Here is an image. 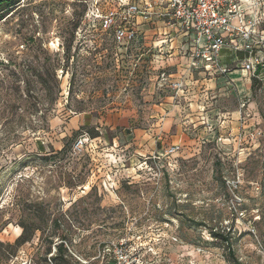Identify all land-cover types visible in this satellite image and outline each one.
<instances>
[{"label":"rangeland","instance_id":"1","mask_svg":"<svg viewBox=\"0 0 264 264\" xmlns=\"http://www.w3.org/2000/svg\"><path fill=\"white\" fill-rule=\"evenodd\" d=\"M19 1L0 20V264H114L118 246L264 264V72L206 70L156 17L120 46L97 18L154 0Z\"/></svg>","mask_w":264,"mask_h":264},{"label":"built area","instance_id":"2","mask_svg":"<svg viewBox=\"0 0 264 264\" xmlns=\"http://www.w3.org/2000/svg\"><path fill=\"white\" fill-rule=\"evenodd\" d=\"M243 1L154 0L146 2L144 10L137 3H131L121 17L118 13H109L97 18L102 19L104 30L113 31L114 42L121 46L131 43L137 36L130 26L135 17H156L168 29L181 34L183 44H188L186 54L190 51L194 62L203 64L206 70L224 76L239 69L259 78L264 72V17L258 9L259 1H251L253 12H248ZM224 51L235 55L243 52L245 57H233L232 66H229L223 63ZM87 140L82 135L76 142V149H83ZM122 250L123 247H115L114 263L134 264L119 257Z\"/></svg>","mask_w":264,"mask_h":264},{"label":"trees","instance_id":"3","mask_svg":"<svg viewBox=\"0 0 264 264\" xmlns=\"http://www.w3.org/2000/svg\"><path fill=\"white\" fill-rule=\"evenodd\" d=\"M19 3H20L19 0H0V20L2 19L1 16L4 15V12L7 9H9L11 7H15ZM213 235L216 236V237L221 238L228 245L230 244L231 237L228 235V233L225 234V235H223V234H220L218 232H213ZM26 241H28V238H27V235H26V231H24L23 234L17 239V242L18 243H24ZM57 250H58L59 254H61L63 256H67V258L69 257V255H67L68 248L66 247L64 241L61 244L57 245ZM51 260L52 261H57V257L52 256V259Z\"/></svg>","mask_w":264,"mask_h":264},{"label":"crops","instance_id":"4","mask_svg":"<svg viewBox=\"0 0 264 264\" xmlns=\"http://www.w3.org/2000/svg\"><path fill=\"white\" fill-rule=\"evenodd\" d=\"M224 52H226V53H228V55L231 57V59H232V62L230 63V64H228V63H224V64H226V65H229V66H232V63H233V60H234V58L233 57H238V58H241V57H245V53H243V52H241V53H239V54H237V55H235V54H232V53H230L229 51H224ZM224 56V55H223ZM236 57V58H237ZM234 72H239L240 73V71H236V70H234L233 72H231V73H229L227 76H228V78H230V76L234 73ZM242 72V71H241ZM242 74H243V72H242ZM245 77L247 76L245 73L243 74ZM232 79V78H231ZM246 86H247V84H246ZM247 88H249V86H247ZM84 122V121H83Z\"/></svg>","mask_w":264,"mask_h":264},{"label":"bare ground","instance_id":"5","mask_svg":"<svg viewBox=\"0 0 264 264\" xmlns=\"http://www.w3.org/2000/svg\"><path fill=\"white\" fill-rule=\"evenodd\" d=\"M87 188H89V187H87Z\"/></svg>","mask_w":264,"mask_h":264}]
</instances>
